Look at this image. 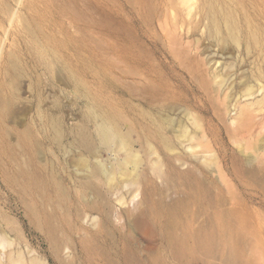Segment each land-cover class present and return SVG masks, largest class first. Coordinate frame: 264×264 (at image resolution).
<instances>
[{
  "label": "rangeland",
  "instance_id": "obj_1",
  "mask_svg": "<svg viewBox=\"0 0 264 264\" xmlns=\"http://www.w3.org/2000/svg\"><path fill=\"white\" fill-rule=\"evenodd\" d=\"M0 237L3 264H264V0H0Z\"/></svg>",
  "mask_w": 264,
  "mask_h": 264
},
{
  "label": "bare ground",
  "instance_id": "obj_2",
  "mask_svg": "<svg viewBox=\"0 0 264 264\" xmlns=\"http://www.w3.org/2000/svg\"><path fill=\"white\" fill-rule=\"evenodd\" d=\"M182 1L185 2L186 5L190 2V0H182ZM116 116H117L116 114H111L110 117L114 118ZM113 129H114V127H113L112 124L105 123L103 125V128L101 129V139H102L103 143L110 144V145L117 144V141H115V137L116 136L113 133ZM118 143H119L120 146L123 145L122 140H119ZM129 158H130V156H128V159ZM115 167H117L119 170H123L120 166H115ZM135 198H136V196H134L132 199L134 200ZM134 227H135L136 230H146V229H148V226L145 223H143L142 221H139V220L135 221ZM10 244L11 243L10 242L8 243L7 240H5L3 237H0V264H3V260H4V258L7 255L6 251L8 250V247L11 246ZM10 263L11 264H25L24 260L21 258V255H19V254L17 255V261H13L11 259Z\"/></svg>",
  "mask_w": 264,
  "mask_h": 264
}]
</instances>
